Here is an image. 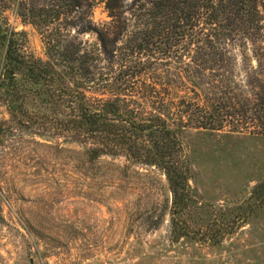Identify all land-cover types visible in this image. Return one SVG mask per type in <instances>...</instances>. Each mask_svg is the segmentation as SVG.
<instances>
[{"label":"trees","instance_id":"trees-1","mask_svg":"<svg viewBox=\"0 0 264 264\" xmlns=\"http://www.w3.org/2000/svg\"><path fill=\"white\" fill-rule=\"evenodd\" d=\"M13 1L43 34L46 59L24 54L0 22V96L11 117L30 109L44 130L84 144L90 161L124 156L160 171L171 195V242L188 237L184 130L264 136V82L256 76L264 67L251 72L258 88L250 82L236 93L232 54L234 45L264 39V0H48L51 9ZM100 2L109 20L99 27L90 16ZM89 31L97 48L79 38ZM251 197L264 204V181Z\"/></svg>","mask_w":264,"mask_h":264},{"label":"rangeland","instance_id":"rangeland-1","mask_svg":"<svg viewBox=\"0 0 264 264\" xmlns=\"http://www.w3.org/2000/svg\"><path fill=\"white\" fill-rule=\"evenodd\" d=\"M90 18L99 27L109 20L103 2ZM261 18L264 34V1ZM0 22L24 54L46 59L43 34L16 2L0 0ZM79 38L100 44L93 31ZM232 50L234 92L258 88L251 72L264 67V39ZM2 72L0 64V86ZM29 110L11 117L0 96V264H264V204L251 197L264 181V136L184 130L191 177L182 219L191 233L171 242L160 171L124 156L90 161L84 144L44 130Z\"/></svg>","mask_w":264,"mask_h":264}]
</instances>
